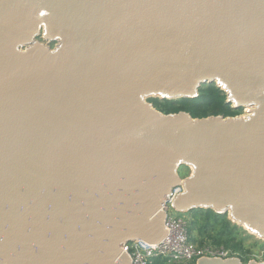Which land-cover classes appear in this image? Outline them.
<instances>
[{
  "label": "water",
  "instance_id": "1",
  "mask_svg": "<svg viewBox=\"0 0 264 264\" xmlns=\"http://www.w3.org/2000/svg\"><path fill=\"white\" fill-rule=\"evenodd\" d=\"M211 84L246 115L148 102ZM179 185L264 240V0H0V264H130Z\"/></svg>",
  "mask_w": 264,
  "mask_h": 264
},
{
  "label": "built area",
  "instance_id": "2",
  "mask_svg": "<svg viewBox=\"0 0 264 264\" xmlns=\"http://www.w3.org/2000/svg\"><path fill=\"white\" fill-rule=\"evenodd\" d=\"M241 115H246L245 109L242 110ZM182 192V185L173 188L161 205V210L165 214L164 228L167 230V234L159 244L149 245L141 241H134L122 245V250L129 258L130 264H154L157 259L165 261L166 264L189 261H194L195 264L200 258L222 260L238 258L223 248L197 249L194 247L189 240L187 221L172 216V212H176L173 202Z\"/></svg>",
  "mask_w": 264,
  "mask_h": 264
},
{
  "label": "rangeland",
  "instance_id": "3",
  "mask_svg": "<svg viewBox=\"0 0 264 264\" xmlns=\"http://www.w3.org/2000/svg\"><path fill=\"white\" fill-rule=\"evenodd\" d=\"M189 170L181 167L179 176L183 179L189 176ZM190 214V213H189ZM188 213L172 212L175 218H183L188 225L192 221ZM203 212L193 218L190 238L197 249H226L242 260L243 264L250 261H264V240H260L249 234L242 227L233 224L226 218H220L219 214H212L209 220H205ZM227 227V229L225 228ZM226 229V231H224ZM194 261L178 264H193Z\"/></svg>",
  "mask_w": 264,
  "mask_h": 264
},
{
  "label": "trees",
  "instance_id": "4",
  "mask_svg": "<svg viewBox=\"0 0 264 264\" xmlns=\"http://www.w3.org/2000/svg\"><path fill=\"white\" fill-rule=\"evenodd\" d=\"M148 102L162 114L185 112L193 119H201L212 116L236 117L241 115L242 112L241 110H233L230 105L226 104L225 93L219 90L214 84L202 86L198 92V97L193 100L160 101L158 99H150ZM200 212L205 214V220H209L211 215L214 214V212L207 210H194L189 212L190 214H188L189 216L191 215L192 221L188 225V234H190L193 218H196ZM226 217V215L220 216L222 219ZM225 228L227 229L226 226ZM226 229H224V231H226ZM189 240L192 243L190 236ZM240 261L242 262L241 259ZM154 264H166V262L157 259Z\"/></svg>",
  "mask_w": 264,
  "mask_h": 264
},
{
  "label": "flooded vegetation",
  "instance_id": "5",
  "mask_svg": "<svg viewBox=\"0 0 264 264\" xmlns=\"http://www.w3.org/2000/svg\"><path fill=\"white\" fill-rule=\"evenodd\" d=\"M53 47V46H52Z\"/></svg>",
  "mask_w": 264,
  "mask_h": 264
}]
</instances>
